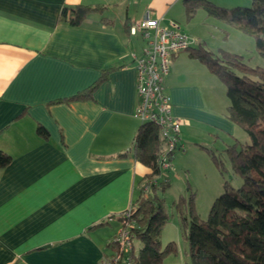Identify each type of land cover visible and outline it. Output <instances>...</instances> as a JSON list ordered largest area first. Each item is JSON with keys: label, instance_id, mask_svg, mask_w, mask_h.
Returning a JSON list of instances; mask_svg holds the SVG:
<instances>
[{"label": "crops", "instance_id": "1", "mask_svg": "<svg viewBox=\"0 0 264 264\" xmlns=\"http://www.w3.org/2000/svg\"><path fill=\"white\" fill-rule=\"evenodd\" d=\"M180 1L0 0V150L11 156L0 168V264H101L113 255L119 217L151 172L130 151L141 125L130 54L144 41L127 27L146 11L179 22ZM77 4L104 9L79 26L59 18ZM186 27L191 47L206 48L192 21ZM191 47L173 56L164 83L186 149L172 158L238 140L225 84ZM101 75L90 97L71 99Z\"/></svg>", "mask_w": 264, "mask_h": 264}, {"label": "trees", "instance_id": "2", "mask_svg": "<svg viewBox=\"0 0 264 264\" xmlns=\"http://www.w3.org/2000/svg\"><path fill=\"white\" fill-rule=\"evenodd\" d=\"M183 2L188 16H193L197 8H203L207 14L252 35L264 57V0H252L249 7L231 8L209 0ZM103 9L100 4L63 6L59 18L79 26L88 14ZM103 22L108 20L103 19ZM189 55L205 64L225 84L229 100L227 117L242 127L249 141L235 140L223 149L230 169L240 177L241 183L235 187L224 178V190L213 200L206 220H199L194 212L193 192L187 199L180 197L176 202L182 224L187 229L188 264H264V67H249L241 55L222 50L215 54L202 45L191 47ZM103 79L105 76L101 75L71 99L90 97ZM36 132L43 138L48 136L42 126H38ZM201 147L209 152L224 177L227 167L223 161L212 149ZM163 148L158 128L150 122L141 123L130 151L151 172L131 205L130 215L125 218L131 225L133 239L140 242L138 252L133 254V264H160L166 254L175 250L173 242L163 248L160 240L169 218L165 202L157 194L158 189L163 190L168 185L164 180H156L162 171L158 160ZM10 162L11 156L0 150V168ZM146 185L149 186L147 192L144 191ZM182 203L189 206L190 222L181 209ZM123 219L121 214L119 220ZM109 245L115 248L112 242Z\"/></svg>", "mask_w": 264, "mask_h": 264}, {"label": "rangeland", "instance_id": "3", "mask_svg": "<svg viewBox=\"0 0 264 264\" xmlns=\"http://www.w3.org/2000/svg\"><path fill=\"white\" fill-rule=\"evenodd\" d=\"M183 2L180 1L179 20L184 31L189 29L186 27L188 21H192L197 31L207 41L206 48L211 52L218 54V50L226 51L231 54L243 56V62L249 67H264V57L258 51L255 45V39L252 35L244 33L238 28L213 17L203 9L197 8L193 16H188ZM228 5H221L226 8L231 7H249L252 0H233L227 2ZM223 83V82H222ZM226 88V87H225ZM235 133V138L244 142L249 141L247 133L241 126ZM234 138V137H233ZM228 142L232 139L226 138ZM227 142V141H226ZM221 141L217 143L215 149H212L215 156L223 161L227 167V171L222 176L215 162L210 157L209 152L205 149L202 155H190L188 159L183 157V154L176 155L172 158L170 168L161 171L157 177L158 181L164 180L168 183L165 189L157 190V194L161 196L165 202L166 211L168 213V221L163 226L161 231V244L164 248L169 242L175 244V250L166 254L160 264H188V243L186 240L187 229L182 224L179 216L176 202L180 197L188 198L190 192L194 193L193 207L194 212L199 220H206L209 209L213 200L223 192V181L227 179L231 185L237 187L241 183L238 175L234 174L230 169V163L226 154L223 152L224 146ZM210 148V147H208ZM189 188V189H188ZM181 209L188 217L190 222V212L187 203H182ZM134 255L138 252L140 242L133 240Z\"/></svg>", "mask_w": 264, "mask_h": 264}, {"label": "built area", "instance_id": "4", "mask_svg": "<svg viewBox=\"0 0 264 264\" xmlns=\"http://www.w3.org/2000/svg\"><path fill=\"white\" fill-rule=\"evenodd\" d=\"M162 18L152 17L146 11L142 19L129 27V34L140 36L144 45L140 53L131 52L136 71V93L138 105L134 116L141 123L150 122L158 128L164 148L159 156L161 170L171 167L172 156L176 152H185L180 142V121L172 114L170 97L165 93V78L171 67L173 56L185 51L194 43V39L184 33L179 22L169 19L162 24ZM146 185L144 191L147 192ZM130 208L123 213V220L112 240L115 252L103 259L101 264H133L134 244L130 232L131 225L126 221Z\"/></svg>", "mask_w": 264, "mask_h": 264}]
</instances>
